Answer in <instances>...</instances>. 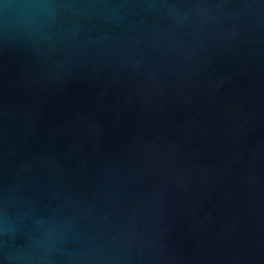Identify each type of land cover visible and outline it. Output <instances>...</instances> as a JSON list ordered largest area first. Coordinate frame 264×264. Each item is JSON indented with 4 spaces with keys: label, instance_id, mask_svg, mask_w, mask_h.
<instances>
[{
    "label": "water",
    "instance_id": "water-1",
    "mask_svg": "<svg viewBox=\"0 0 264 264\" xmlns=\"http://www.w3.org/2000/svg\"><path fill=\"white\" fill-rule=\"evenodd\" d=\"M0 264H264V0H0Z\"/></svg>",
    "mask_w": 264,
    "mask_h": 264
},
{
    "label": "clouds",
    "instance_id": "clouds-1",
    "mask_svg": "<svg viewBox=\"0 0 264 264\" xmlns=\"http://www.w3.org/2000/svg\"><path fill=\"white\" fill-rule=\"evenodd\" d=\"M33 6H34V7H41V6H43V5L35 4V5H33ZM4 7L7 8V7H9V5H5Z\"/></svg>",
    "mask_w": 264,
    "mask_h": 264
}]
</instances>
